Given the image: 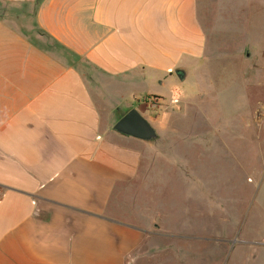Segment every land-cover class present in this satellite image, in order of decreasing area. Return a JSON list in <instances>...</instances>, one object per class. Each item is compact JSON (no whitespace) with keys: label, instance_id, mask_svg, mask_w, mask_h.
Returning a JSON list of instances; mask_svg holds the SVG:
<instances>
[{"label":"crops","instance_id":"crops-1","mask_svg":"<svg viewBox=\"0 0 264 264\" xmlns=\"http://www.w3.org/2000/svg\"><path fill=\"white\" fill-rule=\"evenodd\" d=\"M244 8L264 0H0V264H136L150 232L120 209L146 144L115 115L178 69L203 79L205 17ZM253 207L234 264H264V175Z\"/></svg>","mask_w":264,"mask_h":264},{"label":"rangeland","instance_id":"rangeland-1","mask_svg":"<svg viewBox=\"0 0 264 264\" xmlns=\"http://www.w3.org/2000/svg\"><path fill=\"white\" fill-rule=\"evenodd\" d=\"M233 19L214 28L205 17L203 79L192 65L183 82L174 73L154 86L157 98H133L115 115L136 109L158 134L144 142L128 194L136 201L120 209L150 232L136 264H234L252 235L246 218L257 215L264 175V13L244 8Z\"/></svg>","mask_w":264,"mask_h":264},{"label":"water","instance_id":"water-1","mask_svg":"<svg viewBox=\"0 0 264 264\" xmlns=\"http://www.w3.org/2000/svg\"><path fill=\"white\" fill-rule=\"evenodd\" d=\"M176 76L180 81L186 78V72L176 70ZM113 131L122 136L134 138L143 142H153L158 139V134L152 124L136 109L130 110L114 126Z\"/></svg>","mask_w":264,"mask_h":264},{"label":"trees","instance_id":"trees-1","mask_svg":"<svg viewBox=\"0 0 264 264\" xmlns=\"http://www.w3.org/2000/svg\"><path fill=\"white\" fill-rule=\"evenodd\" d=\"M156 98H157V96H156Z\"/></svg>","mask_w":264,"mask_h":264}]
</instances>
